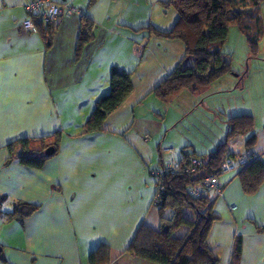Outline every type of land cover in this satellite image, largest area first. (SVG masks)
Returning a JSON list of instances; mask_svg holds the SVG:
<instances>
[{"label":"crops","instance_id":"obj_1","mask_svg":"<svg viewBox=\"0 0 264 264\" xmlns=\"http://www.w3.org/2000/svg\"><path fill=\"white\" fill-rule=\"evenodd\" d=\"M26 1L0 0V264H88L100 243L109 247L107 264H158L125 252L141 223L153 228L159 223L150 170L168 160L164 148L173 146L175 159L183 149L209 154L224 142L229 116L254 118V109L242 104L223 111L215 95L238 85L243 75L160 99L151 91L183 57L184 45L150 28L170 29L177 17L173 7H164L163 0H53L73 9L50 24L36 22L34 29L24 30ZM82 14L94 22V36L75 58ZM48 25L49 39L42 32ZM112 66L131 72L132 88L100 129L84 131L95 100L109 90ZM164 102L172 109L155 110ZM199 104L206 112L220 109L226 130L203 135L183 127L180 136L168 137L173 123L190 114L192 126L204 125L198 114L192 116ZM256 129L253 125L240 134L241 147L227 140L228 152L240 154L238 164L218 177L219 194L207 192L218 216L207 241L218 264H228L236 237L238 264H264V181L246 193L238 177L249 153L264 162V127ZM54 133L57 148L40 167L20 163L14 141L50 140ZM251 135L255 143L246 152L244 142ZM16 201L36 209L20 220L9 217Z\"/></svg>","mask_w":264,"mask_h":264},{"label":"trees","instance_id":"obj_2","mask_svg":"<svg viewBox=\"0 0 264 264\" xmlns=\"http://www.w3.org/2000/svg\"><path fill=\"white\" fill-rule=\"evenodd\" d=\"M262 3L264 0H163L164 7L171 6L175 9L176 20L166 31L154 27L150 30L161 37L181 40L184 55L173 70L156 84L151 93L165 99L178 89L206 86L224 73L230 72L231 59L229 54L222 50L229 25L235 24L242 31L247 30L252 24L259 34L261 21L259 5ZM33 21L34 24L41 23L36 18ZM94 26L89 17L81 15L75 58L79 57L84 45L93 38ZM42 32L44 37L49 39L52 34L50 25L43 28ZM251 43L252 47H255L256 42L251 40ZM130 75V71L118 69L116 66L111 67L108 77L109 90L95 100L90 115L83 123L84 131L100 129L104 117L130 92L132 88ZM227 125L228 131L224 142L211 153L200 155L183 149L180 158L177 159V170L166 169L158 178L154 183L155 186L161 187L156 192L158 200L155 202L158 226L153 228L141 223L126 246L125 252L158 264H181L180 258L184 255L187 257L185 264H218L219 258L207 241L211 225L218 216L211 210L212 203L207 196L208 188L202 185V181L205 177L220 175V163L224 154L234 158L240 156L228 152L227 140L236 134L250 131L254 119L248 113H241L229 116ZM56 134L54 133L55 136L50 140L46 138L35 141L21 138L14 141L13 143L18 144L20 148L18 154L20 163L40 167L57 148ZM254 143L255 135L245 140L246 152L250 151ZM49 146L53 150L46 154L45 150ZM249 154L247 156L251 158L242 164L238 171L242 189L246 193H252L264 181V162ZM193 159L198 163H193ZM162 166L164 164L160 167ZM186 169L191 171L186 172ZM197 186L201 188V193L194 195L190 190ZM35 209L34 204L16 201L9 217L20 220ZM185 211L191 212L192 216L186 215ZM181 227H184L185 231L177 234ZM240 244V237H236L228 264H238ZM109 259L108 245L100 243L89 253L88 264H107Z\"/></svg>","mask_w":264,"mask_h":264},{"label":"rangeland","instance_id":"obj_3","mask_svg":"<svg viewBox=\"0 0 264 264\" xmlns=\"http://www.w3.org/2000/svg\"><path fill=\"white\" fill-rule=\"evenodd\" d=\"M259 15L261 18V21H259V34L256 32V27L252 24L247 30H242L245 33L240 31L235 24L229 25L227 38L222 50L225 53L229 54V57L231 59V70L230 72L224 73L221 78H224V80L226 78L225 81H230L232 75L238 74L236 78L242 77V75L243 77L240 78L241 81L238 85L234 84L228 90L225 89L219 94H215L219 96L217 97V102L221 106V109L223 111H226L227 109L231 111L232 106H238L241 104L244 106V108L254 109L255 116L253 119L255 123L254 128H257L256 130H258V128L260 129V127H264V3L259 5ZM255 35L257 38L254 37ZM251 40L256 42L255 47H252L253 43H251ZM216 80H218V78L210 84H215L214 82H216ZM208 98H211L209 102L213 104V95L209 96ZM168 104L169 103L164 102L161 105L162 107H160V105L158 104L159 106H157L158 108H155V110L159 109L161 113H164V109L166 107L171 109L173 107V104L169 106ZM204 108L205 106L203 104L197 105L198 110L196 109V111H194L192 115L195 116L196 114H198V119H202L201 122L204 125L195 127L192 126V124L190 123H192V121L194 120L190 114L188 118L179 125L177 123H173V130L170 133L168 132L167 136L169 137V134L174 135L175 137L180 136L182 132H179V128L183 129V127H187L192 133L195 132L197 134L203 135L209 134L210 130H212L211 132L213 134L220 132V130L222 129L223 131H225L227 127L226 116L223 117L221 110L211 109L209 110L210 112H206ZM70 110L75 116H77L76 108L73 107L70 108ZM201 122L198 123L201 124ZM230 139L231 140H229V142L234 140L236 144H233L239 145V147H241L242 136L240 134H236ZM170 147L172 148L173 146ZM172 150V155H174V149L172 148ZM156 191L157 188L155 186L154 197H156ZM154 197L152 203L156 206V198ZM185 214L188 215L186 211ZM186 259L187 257L185 255L182 256L180 258L181 264H184Z\"/></svg>","mask_w":264,"mask_h":264},{"label":"built area","instance_id":"obj_4","mask_svg":"<svg viewBox=\"0 0 264 264\" xmlns=\"http://www.w3.org/2000/svg\"><path fill=\"white\" fill-rule=\"evenodd\" d=\"M72 9L73 8L68 3H57L53 0H27L25 3V11L27 13V17L21 22V27L24 30H32L35 28L33 21L34 18L40 20L43 23H49L54 21L63 12L68 13L71 12ZM164 151L165 153L169 154V158L164 164V166L150 170V175L153 176L155 182H157L158 178L164 173L166 169L177 170L178 168V161L172 156V148L166 147L164 148ZM192 162L198 163V161L195 159H193ZM237 164V159L228 154H224L220 163L219 173L222 174L224 172H228L235 168ZM189 171L191 170L186 169V172ZM219 176L220 175L213 177H205L202 181V185L207 187L208 190H216V192L219 194L221 191V184L218 182ZM156 188L157 191L161 189L159 185H156ZM190 192L194 195H199L201 193V188L199 186L191 188ZM154 198L158 200L157 195Z\"/></svg>","mask_w":264,"mask_h":264},{"label":"water","instance_id":"obj_5","mask_svg":"<svg viewBox=\"0 0 264 264\" xmlns=\"http://www.w3.org/2000/svg\"><path fill=\"white\" fill-rule=\"evenodd\" d=\"M52 150H53V148L51 146H49V147L46 148L45 153L49 154V153L52 152Z\"/></svg>","mask_w":264,"mask_h":264}]
</instances>
